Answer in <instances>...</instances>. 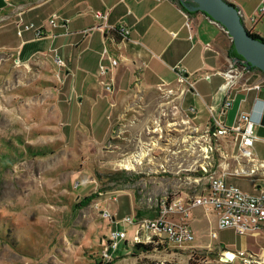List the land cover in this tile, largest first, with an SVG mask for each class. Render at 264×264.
Segmentation results:
<instances>
[{"label":"rangeland","instance_id":"obj_1","mask_svg":"<svg viewBox=\"0 0 264 264\" xmlns=\"http://www.w3.org/2000/svg\"><path fill=\"white\" fill-rule=\"evenodd\" d=\"M42 1L0 0L5 2L0 27ZM7 14L11 17L6 18ZM185 18L189 26L187 13ZM22 24L16 23L17 30ZM220 31L224 47L229 48L231 39ZM56 60L36 59L25 66L9 51L0 50V264H219L222 248L260 256L264 244L259 248L258 240L264 241L263 237L219 230L213 212L201 207L190 212L186 222L194 236L192 249L199 250L194 254L198 259L189 260L188 250L164 243L149 251L135 250V228L123 223L124 218L134 222L152 218L163 194L199 193L207 185L200 177L203 160L199 151L187 150L190 141L181 127L185 118L175 104L182 88L156 91L154 95L170 108L155 110V115V103L149 101L152 93L139 102L143 107L140 118L123 113L130 104L119 106L112 119L113 134L104 141L107 119L94 120L91 134L84 120L75 125L71 101L75 73L70 80L64 78V63ZM228 63L235 70L234 63ZM244 69L236 80L246 79L252 71ZM100 76L104 78L106 72ZM255 77L264 83L263 73L256 71ZM105 89L111 91L110 86ZM133 120L136 125L130 127ZM187 120L191 129L203 130ZM256 146L264 155V142L260 140ZM222 149L229 157L235 155L232 144L223 142ZM263 157L257 159L253 152L254 162L264 164ZM240 168L241 164L228 158L217 170ZM197 177L200 179L193 182ZM227 181L253 194L258 187L264 190V169L258 167L251 176H230ZM83 202L87 204L83 206ZM113 231L125 232L127 242H121L108 261L103 253ZM207 244L210 246L204 249ZM202 257H206L204 263L199 262Z\"/></svg>","mask_w":264,"mask_h":264},{"label":"crops","instance_id":"obj_2","mask_svg":"<svg viewBox=\"0 0 264 264\" xmlns=\"http://www.w3.org/2000/svg\"><path fill=\"white\" fill-rule=\"evenodd\" d=\"M227 2L238 8L246 29L264 39V0ZM0 6L3 10L5 2ZM9 14L5 17L10 18ZM54 15L55 27L49 23ZM11 21L0 27V50L9 51L25 66L36 59L62 60L64 78L70 80L75 73L71 86L75 125L84 120L89 134L95 128L94 120L107 119L106 141L113 134L112 119L119 106L130 104L123 113L137 119L143 115L139 102L146 93H152L149 101L155 103V112L170 108L154 95L156 91L181 87L175 104L185 118L181 127L186 132L191 127L187 119L205 127L211 111L215 113L229 101L224 124L233 126L241 115L248 114L256 137L252 151L257 159L264 156L256 146L260 140L264 142V83L241 57H226L230 46L224 47L220 29L205 14H188V28L185 12L174 0H43ZM17 22L41 27L42 37L33 31L18 36ZM105 24L124 28L129 34L120 38L95 29ZM111 59L117 61L116 66L111 65ZM228 60L237 73L245 67L252 70L246 79L232 80L236 84L229 90L225 85V73L231 68ZM101 66L107 70L104 78L99 74ZM109 86L111 91L107 92ZM128 125L136 124L133 120ZM258 242L260 248L264 241Z\"/></svg>","mask_w":264,"mask_h":264},{"label":"built area","instance_id":"obj_3","mask_svg":"<svg viewBox=\"0 0 264 264\" xmlns=\"http://www.w3.org/2000/svg\"><path fill=\"white\" fill-rule=\"evenodd\" d=\"M96 17L105 18L101 14H96ZM56 19L57 17L54 15L49 22L50 25L55 26ZM210 23L225 32L219 24L211 19ZM186 27L189 28L188 23H186ZM95 29L115 34L120 38H126L129 34L124 28L116 29L106 24ZM42 30L41 27H35L31 23L22 24L17 30V35L33 31L37 37H42ZM104 53L106 52L104 51ZM56 62L60 64L58 58ZM244 63L247 64L245 61ZM111 65L116 66V62L111 60ZM244 70L246 71L247 69H242V71ZM105 72L107 70L104 67H100L99 73L103 75ZM225 76H227L226 89H229L233 86L234 81L232 80H236L237 77L241 76V73H237L233 68H229ZM179 82L183 83V80L180 79ZM230 105L231 103L226 101L218 111L215 113L211 111L209 123L200 132L190 128L186 133V139L190 141L187 150H198L200 153L199 157L203 160L200 165V170L202 171L200 177L207 180L206 187L199 191V193H195V191L194 193L173 191L172 193L163 194L154 206L155 216L152 218L139 219L135 222L129 217L124 218L123 223L135 228L132 238L133 247L136 245L155 247L164 243L173 246L179 251L188 250L189 254L187 258L189 260L198 259V254H194L197 251L199 252V250L192 249L194 236L186 222L190 217L189 213L199 207L204 210L210 209V212H213L219 230L232 229L238 235L252 238L261 236L264 239V190H260L258 187L255 193L248 194L227 181L230 176L236 178L251 176L258 167L264 169L263 163H256L252 158V150L256 137L251 118L244 114L240 116L235 125L226 126L224 124L223 117ZM190 110L193 111L192 108ZM223 142L234 145L235 155L229 157L224 153L222 149ZM228 158L241 164L242 168H240V171L233 169L231 171L218 172V165L228 162ZM216 160L217 163L215 164ZM249 164L250 167H248ZM200 177L194 179L193 182H197ZM191 188L196 189V185L191 186ZM125 240V232H111L108 243L104 248L103 256L105 259L110 261L111 253ZM209 246L210 244H207L204 249H207ZM261 250L262 253L259 256V254L252 251L233 252L222 248L218 253V263L239 264L242 262V264H264V247ZM210 251L211 249L207 250L209 253ZM205 261L206 257H202L199 262L204 263Z\"/></svg>","mask_w":264,"mask_h":264},{"label":"water","instance_id":"obj_4","mask_svg":"<svg viewBox=\"0 0 264 264\" xmlns=\"http://www.w3.org/2000/svg\"><path fill=\"white\" fill-rule=\"evenodd\" d=\"M190 13L201 12L228 34L236 53L264 73V43L250 36L238 8L225 0H180Z\"/></svg>","mask_w":264,"mask_h":264},{"label":"trees","instance_id":"obj_5","mask_svg":"<svg viewBox=\"0 0 264 264\" xmlns=\"http://www.w3.org/2000/svg\"><path fill=\"white\" fill-rule=\"evenodd\" d=\"M174 1L180 6V8H181L185 13L190 14V15L193 14V13L188 12V11L183 7V5L181 4L180 0H174ZM249 34H250L251 37H253V38H255V39L261 41L262 43H264V39L261 38L260 36L254 34V33H250V32H249ZM235 52H236V51H235V49H234L233 43H231L230 49H229V51H228L229 56H230V57H237V58H239L240 56H238ZM234 54H236L237 56L234 55ZM251 69L256 70V71H258V72H260V73H263V72L257 70L256 68H252V67H251ZM263 74H264V73H263ZM86 204H87L86 202H83V206H85ZM137 217H141V214L137 213ZM134 249H135V250H138V251L143 250V252H144V251H149L151 248H150L149 246H148V247H143V246H140V245H136V246H134Z\"/></svg>","mask_w":264,"mask_h":264}]
</instances>
